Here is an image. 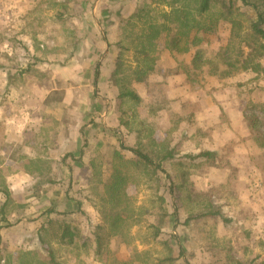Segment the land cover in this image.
I'll return each mask as SVG.
<instances>
[{
  "label": "rangeland",
  "instance_id": "374dc122",
  "mask_svg": "<svg viewBox=\"0 0 264 264\" xmlns=\"http://www.w3.org/2000/svg\"><path fill=\"white\" fill-rule=\"evenodd\" d=\"M56 3L49 0H0V56L8 58L11 44V51L16 55L15 64L5 61L1 65L18 71L22 66L20 58L32 59L33 63L36 55L50 59L69 51L80 52L82 42L79 49L70 48L69 34L65 33L55 19V14L60 11ZM99 6L105 10L111 9L110 12L107 11L108 16L102 19L107 24L102 25V30L106 36L109 35L107 39L113 44L121 35V12L130 13L135 2L110 0ZM82 7L75 5L70 10L79 11ZM91 7L87 5V9ZM160 10L161 8L156 12ZM155 15L152 18L160 24L161 20H157V17L160 19L159 14ZM150 19L146 17L143 20ZM84 20L86 22L83 16L74 18L72 22L70 20L69 27L75 29V33L77 28L81 31ZM171 26L180 29L177 23ZM112 28L113 31H110ZM157 30L159 29H152L153 32ZM229 35V25H220L216 37L212 39L213 46L226 44ZM75 37L79 39V33ZM163 37V33L154 35L149 57L134 51L124 56L126 70L123 76L128 78L129 87L139 95V103L127 100L120 104L115 99L116 88L108 80L103 88L107 104H112L116 123L119 116L130 123L128 137L125 138L124 133H121L125 145H133L141 140L145 143L146 150L155 158L156 153L161 156L170 149L171 139H174L172 134L176 133L177 139H180L186 125L192 135L189 145L175 146L176 157L162 164L166 173L171 176L170 182L161 172L155 176L152 168V171L147 170L137 165V162L128 165L127 169L132 177L127 192L136 213V224L127 229L126 239L129 243L122 242L125 238L120 237L106 239V234L99 232L102 236V248L97 252L95 235L101 217L95 204L99 202L96 190L99 177L93 176L90 170L80 188L76 185V190H70L71 198L84 203L82 209L77 211L78 216L73 217L72 213L60 211L53 215L50 224H47L48 221L45 223V230L42 228L40 233L31 236L33 238H25L24 242L17 245L11 243L12 240L5 235H0V264H17L20 253L28 250L37 252L39 258L45 259L48 253L41 246L40 236L47 241L59 264H111L114 257L118 260L134 259L140 251H147L148 256L147 261L142 264H155L158 257L167 255L162 244L165 240L171 241L172 256L176 258L174 264H264V151H260L256 158L258 165L253 180L251 181L250 176L246 177V183L251 181L249 189L246 183L242 188L236 185V170L227 169L228 163L225 164L223 158L213 156L192 159L189 156L202 152V146L206 145H200L199 140L208 132L195 119V110L185 114L179 109L187 101V105L195 106L198 102L195 91H200L207 98L213 97V93L218 91V99H209L210 103L231 99L236 103L237 97L243 105L245 122L246 116L252 114L260 122H264V72L256 74L252 71H240L222 80L209 74L210 68H205L196 82H189L186 80V71L190 67L192 54H164L160 47ZM115 53L113 46L106 50L112 68ZM136 65L140 67L137 69ZM144 69L148 71L142 80L134 77L133 72ZM173 89L175 92L186 89V95L192 94L176 101L169 96ZM216 127H221L220 123ZM260 129L262 131L264 126ZM112 152L98 155L96 163L99 164L101 159H109L110 162ZM124 154L128 159H135L128 151ZM236 186L242 189L236 191ZM210 210L219 211L223 218L211 216ZM199 214L202 216L197 217ZM15 215V208L11 203L6 221H0V234L5 229L10 232L8 237L28 233L26 222L20 223L19 228H16L21 218ZM32 218L24 215L22 220L28 222ZM67 223L78 234L73 244L60 240L62 224ZM154 226L161 229L157 242L148 241L154 232ZM29 233L32 231L29 230ZM135 261L139 264V260Z\"/></svg>",
  "mask_w": 264,
  "mask_h": 264
},
{
  "label": "crops",
  "instance_id": "0c3cea01",
  "mask_svg": "<svg viewBox=\"0 0 264 264\" xmlns=\"http://www.w3.org/2000/svg\"><path fill=\"white\" fill-rule=\"evenodd\" d=\"M82 2L79 10L86 22L81 31L76 29L82 39L80 52L69 51L50 59L36 55L33 63L32 59L20 58L22 66L18 71L1 65L5 61L15 64L12 44L8 58L0 56V205L9 194L15 216L21 218L16 228L26 222L28 230L25 235L8 237L10 232L5 229L0 235L16 245L40 233L42 226L60 211L78 216L84 203L71 198L70 190H76V185L79 189L87 179L92 158L119 150L120 141H125L120 137L124 129L118 128L112 104H107L103 95L112 67L106 56L109 35L102 30V25L107 24L102 19L111 9L99 5L110 0ZM87 5L92 7L87 9ZM121 14L128 16L126 11ZM171 91L169 96L176 101L192 94L186 95V89ZM217 92L207 98L195 91V106L187 105V101L179 109L185 114L197 112L195 119L208 132L199 140L200 145H206L202 152L223 158L227 169L236 170V185L244 188L246 177L252 181L255 176L260 150L251 138L240 100L236 97V103L232 99L210 103L209 99H218ZM218 123L221 127H216ZM183 128L180 139L172 134L169 150L174 152V158L175 146L192 141L187 125ZM127 133L130 134L125 130V138ZM251 181L246 183L248 189ZM238 186L236 191L242 189ZM24 215L33 218L27 222L22 220Z\"/></svg>",
  "mask_w": 264,
  "mask_h": 264
},
{
  "label": "trees",
  "instance_id": "16d2710c",
  "mask_svg": "<svg viewBox=\"0 0 264 264\" xmlns=\"http://www.w3.org/2000/svg\"><path fill=\"white\" fill-rule=\"evenodd\" d=\"M49 1L57 2L56 4L60 7V11L55 14V19L65 33L69 34L70 48H78L82 39L75 37L77 33L69 27V24L72 19L82 17V11H71L70 8L82 5V0ZM131 2H135L133 10L128 13V16L120 18L121 35L115 43L109 42V46H113L116 53L112 58L113 68L108 82L116 88L115 99L119 100L120 104H124L127 100L139 103L140 98L129 87L128 78L123 76L126 70L125 54L134 51L136 54L149 57V50L151 47L153 48L151 41L157 33L164 34V41L160 44L164 54H192L190 67L186 71V80L189 82H196L199 74H202L205 68H210L209 74L222 80H226L240 71H252L256 74L264 72V0H131ZM86 3H89V0H85ZM159 8L161 10L156 12ZM155 13L159 14L160 19L157 17V20H161L160 24L152 18L156 16ZM146 17L151 18V21H144L143 19ZM174 23H177L180 29L172 27L171 25ZM223 24L230 27L229 38L226 44L214 47L212 39L216 37L220 25ZM157 28L159 29L155 31L157 33L152 31ZM136 67L138 69L140 66L136 65ZM147 71L148 69H144L133 72V74L135 78L142 80ZM246 120L250 134L252 133L253 142L261 152L264 151V129L262 131L260 129L261 126H264V122H260L258 117L253 114L246 116ZM118 122V128L124 129L123 133L125 130L131 131L130 123L123 120L121 116H119ZM125 151L130 152L135 159H128L124 154ZM211 154L210 152H201L189 156L192 159L209 158L212 156ZM111 155L110 162L109 159L104 160L99 157L101 162L97 164L98 156H96L88 163V168L93 176L99 177V185L96 186L99 202L95 204L101 217L95 235L98 253L102 248L100 233H105L106 239L120 237L125 238L122 242L129 243L126 239L127 229L136 224L134 223L136 213L127 192V186L132 177L131 172L127 169L128 165L137 162V165L142 168L151 171L153 169L155 176L158 172L165 174L170 182L171 176L166 173L162 164L164 161L174 158V152L170 150L161 156L156 153L153 158L152 153L146 150L145 143L141 140L128 146L125 145V142L120 141V149L113 150ZM103 165H105V169H103ZM10 204L11 199L7 194L5 202L0 205V221H6ZM211 206L213 207L212 204ZM210 215L223 218L219 211L210 210ZM201 216L202 214L197 215V217ZM51 221L52 219H49L47 224H50ZM45 226H42L43 230L46 229ZM153 231L151 239L148 241L157 242L161 229L154 226ZM77 235L75 228L70 223L62 224L61 242L73 244ZM39 240L48 256L42 259L38 257L37 252L23 251L19 255L20 260L17 264H59L55 261L54 252L47 245V241L42 236L39 237ZM162 244L167 255L158 257L155 264H174L176 258L172 256L171 241L165 240L162 241ZM180 253L183 254L181 249ZM147 257V251H140L136 253L134 259L118 260L114 257L111 264H138L135 260H139V264H142L147 261Z\"/></svg>",
  "mask_w": 264,
  "mask_h": 264
},
{
  "label": "water",
  "instance_id": "95a60500",
  "mask_svg": "<svg viewBox=\"0 0 264 264\" xmlns=\"http://www.w3.org/2000/svg\"><path fill=\"white\" fill-rule=\"evenodd\" d=\"M121 138H122V136H121Z\"/></svg>",
  "mask_w": 264,
  "mask_h": 264
}]
</instances>
